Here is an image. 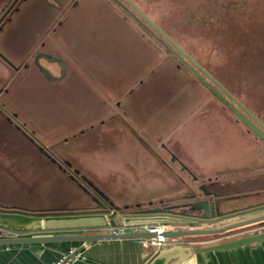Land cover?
<instances>
[{
	"label": "rangeland",
	"instance_id": "1",
	"mask_svg": "<svg viewBox=\"0 0 264 264\" xmlns=\"http://www.w3.org/2000/svg\"><path fill=\"white\" fill-rule=\"evenodd\" d=\"M127 1L264 125V0ZM122 7L114 0H30L21 6L7 28L11 36L0 39L1 55L18 67L15 72L0 63V88L7 90L1 100L8 112L26 125L34 144L70 163L71 171H78L119 208V226L137 205L143 210L173 206L187 212L181 205L203 196L199 184L206 186L203 178L208 176L227 179L228 186H217V191L231 189L232 174L236 187L251 192L235 196L229 210L255 205L264 197V180H253L263 174L253 171H264L263 140L249 133L187 68L176 67L175 58L149 31L170 46L168 42L133 8L134 16H128ZM42 41L64 61L65 73L58 83L48 84L32 66L22 67L32 64L30 57ZM50 70L59 76L58 68ZM4 125L0 124V206L29 212L94 208L93 198L48 163L40 148L36 151ZM242 132L244 145L236 137ZM205 133H211V146L203 141ZM162 146L189 165L198 182ZM208 150L218 160L224 155L244 158L230 173L226 166L212 168L196 154ZM241 169H246L243 175ZM111 212L102 220L83 216L36 223L42 227L49 221L51 230L88 231L109 224ZM7 220L19 226L7 224L17 231L35 227L32 222ZM159 221L169 222L151 218L131 223Z\"/></svg>",
	"mask_w": 264,
	"mask_h": 264
},
{
	"label": "water",
	"instance_id": "2",
	"mask_svg": "<svg viewBox=\"0 0 264 264\" xmlns=\"http://www.w3.org/2000/svg\"><path fill=\"white\" fill-rule=\"evenodd\" d=\"M126 1L137 14L149 25L151 26L168 44L166 45L158 36H156L153 32L149 31L150 35H152L164 48L165 50L173 56L180 64H182L185 68L193 74L197 80L205 86L218 100H220L223 104H225L243 124L248 128L249 132L255 134L259 139L264 142V125L256 119L248 110H246L235 98H233L212 76H210L205 70H203L196 62L190 58L188 54H186L175 42H173L164 32H162L155 24H153L145 15H143L136 7L131 4L129 1ZM135 19H137L135 17ZM138 20V19H137ZM142 26L146 29L147 27L139 21ZM148 30V29H147ZM184 57L188 60L189 64L182 58ZM42 74H44L45 78L48 80H53L52 76L44 70L40 68ZM61 78H57L59 81ZM233 103V104H232ZM256 124H254L253 122ZM42 152H45L44 149H41ZM45 154L50 158V161L54 164H58V159L51 155V153ZM173 159L181 166L183 170H185L193 181L198 182V179L194 176V174L188 170V168L180 162L174 155H171ZM59 169L62 170V166L58 165ZM70 163L64 162L63 167L65 170H70ZM73 174H70L69 178L72 181H77L78 186L82 187V183H86L84 191L90 192L101 198V200L108 206V210L105 209L104 203L99 202L98 200H94L93 202L97 203V207L88 209H73V210H58V211H48V212H29L18 208H5L0 206V246L2 245H14V244H29V243H82V244H90L96 241L102 240H112V239H142V240H151L157 237V233L154 232H142V233H102V234H77V235H55V236H41V237H11L6 236L3 238L4 233H16L19 232L15 229L8 227L5 224V220L7 218H14L19 221L34 222L40 219H76L79 217H96L100 220L103 219L104 215H107L111 210L109 216V224L105 226H98V229H111L116 230L119 225L116 224V213L119 211V208L114 206L111 201H108V198L105 197L97 188H95L84 176H80V182L76 180V176H78V171H73ZM76 175V176H75ZM87 188L92 191H88ZM200 191L203 192L202 198L183 204L181 206L187 207L188 211H176L173 206L163 207V208H149L145 210H141L135 214H133L130 219L124 220L125 216L121 218L125 223H131L136 220H145L151 218L164 219L170 222H190L194 224H207L210 228L206 229H173L167 230L161 233V236L170 241V248L161 250L158 255L152 260L150 264H168L170 260L175 259V262L171 264H176L180 261L185 260L193 253L199 254L204 252H213V251H224L235 249L244 246H252L259 244L264 241V232H259L255 234H251L248 236H244L241 238H237L231 241H227L224 243L216 244L213 246H207L204 248H196L191 249L190 247H184V244H174L175 241L181 238H190L196 236H222L231 231H235L240 228H247L251 226H256L260 224H264V215L256 216L253 218H248L244 220H240L237 222H233L227 224L225 226H218L220 223L235 218L237 216H243L248 213L254 212L256 210L264 209V204L260 205H252L241 210H229V207L223 206V204L228 200H233L235 197H224L222 194L218 192L212 191L207 192L206 186L203 184L200 185ZM136 207H139L137 205ZM123 209H127V207H123ZM115 219V220H114ZM92 230V229H90ZM96 230V229H95ZM173 244V246H172ZM163 248H168L165 246ZM183 254V255H182Z\"/></svg>",
	"mask_w": 264,
	"mask_h": 264
},
{
	"label": "crops",
	"instance_id": "3",
	"mask_svg": "<svg viewBox=\"0 0 264 264\" xmlns=\"http://www.w3.org/2000/svg\"><path fill=\"white\" fill-rule=\"evenodd\" d=\"M236 137L240 140L239 143L244 145L245 133L242 132L241 134L236 133ZM209 134H203V141H207L210 146L213 144V139L209 137ZM217 135H220L219 132ZM250 141L253 143L252 138H249ZM260 147L258 143H256ZM167 154L173 155L169 149H165L162 146ZM196 154L202 158L206 159L211 163V167L214 168L217 165L220 167L226 166L225 170H230V173L234 172V170H238V168H234V166H238L239 158L243 159L244 154L234 155L232 157H228L224 155L223 159L218 160L214 152L211 150L205 152H196ZM175 155V154H174ZM176 156V155H175ZM231 159V160H230ZM180 160V159H179ZM215 163V164H214ZM213 164V165H212ZM217 164V165H216ZM189 170L190 166L185 165ZM221 170L220 172H223ZM240 171V170H239ZM246 171V169H241L242 175ZM256 175L261 174L259 177L253 176V180L261 179L264 180V171L260 172L259 167L253 171ZM251 174H254V173ZM241 175V176H242ZM226 177V175H225ZM230 178L233 179L235 182H231L230 185L231 189L229 191L220 192L224 197H235L245 194L251 193L247 190H242L236 187V179L234 175L230 174ZM208 184L207 186H228L227 179L224 178L220 180V178L208 176L207 178H203ZM201 185V184H199ZM210 189V188H209ZM213 189V188H212ZM209 191V190H208ZM214 191V190H213ZM212 192V191H210ZM259 193V192H258ZM264 194V193H262ZM202 198V197H201ZM231 201V202H230ZM234 201V202H233ZM237 199H231L226 201L223 206L232 208V203H236ZM257 205L264 204V197H261ZM229 205V206H228ZM264 215V209L256 210L254 212L248 213L245 216H237L230 220L224 221L220 223L218 226H225L227 224L237 222L240 220L253 218L256 216ZM53 220V219H52ZM51 220V221H52ZM19 221V220H17ZM35 220H32L34 228L30 229L29 231L22 226L19 232L14 233H4L2 236L3 238L6 236L11 237H41V236H55V235H77V234H102V233H118L123 231H132V227L137 226L134 223L123 224L119 226L116 230L111 229H88V231L83 230H51L48 228L46 224L49 221L43 222L42 227L38 226ZM54 221V220H53ZM23 223H27L25 220L20 221ZM159 221L158 223H161ZM172 223L173 227L176 229H206L210 228L207 224H194L190 222H168ZM5 224L9 225L10 227L17 228L19 226H15V224L10 225L8 220H5ZM41 228V229H40ZM16 230V229H15ZM127 231V232H129ZM264 232V224L251 226L247 228H240L235 231H231L226 233L222 236H196L190 238H181L174 242V244H184V247H190L191 249L196 248H204L207 246H213L216 244L224 243L227 241H231L237 238H241L244 236H248L251 234ZM173 246V244H172ZM171 246L169 245L168 248H159L156 246H151L146 240L142 239H112V240H102L92 242L90 244H82V243H46V244H39V243H29V244H14V245H2L0 246V264H55L58 262L62 257L69 256L71 252H74L75 259L70 261L69 264H150L152 260L158 255V253L163 249H169ZM183 255V254H182ZM175 262V259L170 260L168 264ZM176 264H264V241L252 245V246H244L230 250L224 251H213V252H204L195 254L193 253L185 260L180 261Z\"/></svg>",
	"mask_w": 264,
	"mask_h": 264
},
{
	"label": "flooded vegetation",
	"instance_id": "4",
	"mask_svg": "<svg viewBox=\"0 0 264 264\" xmlns=\"http://www.w3.org/2000/svg\"><path fill=\"white\" fill-rule=\"evenodd\" d=\"M74 2L75 1L72 2V5H71L72 7H76L77 6V4H74ZM29 3H30V0H5L1 4V6H0V39H3L4 37L5 38L6 37H9V35L11 36V34H9V29H7L8 26L12 24L14 17L16 15H19L21 13V11H22L21 6H27ZM114 3L119 8L122 7V6H124V8L122 7L123 8V11L128 16H129V14L132 13V11L134 12V10L132 9V7L126 1H124V0H114ZM47 6H48V8L51 7V5H47ZM47 6L45 5V7H47ZM52 6L58 7V5H55V4H53ZM52 10H54V9H52ZM132 15L134 16L133 13H132ZM58 26H59L58 29H60V27L62 26L61 23H59ZM55 30H54V33L56 32ZM36 49L37 50L34 53H32V56L30 57L32 64H30V65L29 64H24L22 66L23 69H28L30 66H32V69L36 73H38L39 76H41V78L46 83H48V84L58 83V82L62 81V80H59V81L56 80L57 78H61V76H64V73H65V64H64V61L62 60V58L61 57H58L54 52H51L49 49H47V44L45 42H43V41L39 43V46ZM182 58L189 64L188 60H186L184 57H182ZM175 61L177 63L176 67L178 69L184 68V66L182 64H180V62H178L176 59H175ZM0 63L4 64V66H6L11 71H15L16 72L18 70V67H14L12 64H10L5 59V57H3L1 55V53H0ZM43 64H45V65H43ZM189 65H191V64H189ZM50 67L51 68H54V69H57L58 68V70H59V76H54L53 73H52V71L50 70L51 69ZM40 68H43L44 70H46L50 74V76H52L53 80L46 79L45 76H44V74H42V72L40 71ZM5 93H7V90H5L3 87H1L0 88V124H5L4 126L7 127L8 131H10L9 133H11V134L20 135L21 138L23 137L24 139H27V140L30 138L28 140L29 142L27 140H26V142L29 143L31 145V147H33V149L36 148L37 149L36 151H38L39 148H40V144H38V143H37L38 145L34 144V142L31 140V137H33V136L30 133L27 132L28 130H27L26 125L24 123H21L19 121L17 114H14V113L10 114L8 112V110H7L6 105L2 102L1 97ZM248 132H249V130H248ZM249 133H252V132H249ZM40 149H44L45 150L44 147L43 148H40ZM39 152L46 158V160L48 161V163H50L51 165L56 166L58 169H59V166L58 165L62 166V170L61 169H59V170L62 171L63 173H67V177L70 176V174H73L74 175L73 170L72 171L69 170V169L65 170V168L63 167V163L66 162L65 160L64 161L63 160H60L53 153H51L52 156H54L56 159L59 160L58 161V164H54V163H52L50 161V158L45 154V152H42V150L39 151ZM47 152L49 154V151L48 150H47ZM80 176L81 175L76 176V180H78L79 182H80V179H79ZM74 183L78 186L77 181H75ZM85 187H87L86 186V183H82V187H79L78 186V188H80L88 196L90 195L94 200H98L99 202H103L101 200V198H99L95 194L90 193V192H85L84 191ZM215 188L216 187L208 186V187H206V190H207V192H210V191H213V190L215 192H217L215 190ZM87 190L88 191H92L89 188H87ZM255 205H257V204H255ZM95 207H97V203L96 202L94 203V208ZM104 207H106V204L105 203H104ZM147 209H149V208H147ZM141 210H143V209H140V207H137V209H135L134 211H132L130 214L124 215L125 216L124 220H126V217H127V219H130V217L133 214H135V213H137V212H139Z\"/></svg>",
	"mask_w": 264,
	"mask_h": 264
},
{
	"label": "built area",
	"instance_id": "5",
	"mask_svg": "<svg viewBox=\"0 0 264 264\" xmlns=\"http://www.w3.org/2000/svg\"><path fill=\"white\" fill-rule=\"evenodd\" d=\"M173 224L172 223H166V222H161V223H155V224H148V225H137V226H133L132 231H123V232H119V233H142V232H154L157 233V237L155 239H151V240H146L147 243H149L151 246H156L159 248H163L165 246H169L170 241L164 239L161 236L162 232H165L167 230H173ZM171 245V244H170ZM73 259H75V254L74 252H71L69 256H64L62 257L58 262H56L55 264H69L70 261H72Z\"/></svg>",
	"mask_w": 264,
	"mask_h": 264
},
{
	"label": "trees",
	"instance_id": "6",
	"mask_svg": "<svg viewBox=\"0 0 264 264\" xmlns=\"http://www.w3.org/2000/svg\"><path fill=\"white\" fill-rule=\"evenodd\" d=\"M167 52V51H166Z\"/></svg>",
	"mask_w": 264,
	"mask_h": 264
}]
</instances>
